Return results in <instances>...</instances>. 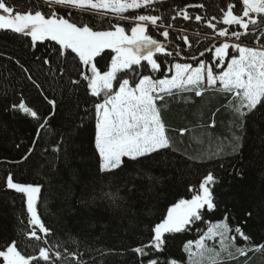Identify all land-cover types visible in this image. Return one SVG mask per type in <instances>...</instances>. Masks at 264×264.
<instances>
[{
	"label": "snow or ice",
	"instance_id": "1",
	"mask_svg": "<svg viewBox=\"0 0 264 264\" xmlns=\"http://www.w3.org/2000/svg\"><path fill=\"white\" fill-rule=\"evenodd\" d=\"M26 2L28 7L22 8L10 0H0V30L30 38L28 45L33 50L38 45L47 48L49 43L53 44L49 55L35 59L54 82L59 77L63 84L67 76V84L61 91L69 98L75 97L77 109L81 108L83 89L88 99L82 101L83 112L77 113L79 126H86L90 115L94 118L97 173L105 178L118 175L133 162L147 165L141 171L152 181L156 179L150 174L153 165L170 166L173 142L159 107L166 98L185 93L202 98L209 89L231 96L228 103L240 133L232 141L234 155H239L245 146L243 133L247 127L257 117L264 121V0H226L220 14L211 16L205 14L206 5L200 0L175 6L168 0ZM61 9L64 14L60 13ZM191 10H196L195 14ZM75 12L89 14L92 19L77 18ZM97 17L108 25L107 29L96 27ZM192 23L211 30L203 34L208 41L204 47H199L202 34L198 30L192 36L188 34ZM106 51L111 54L110 60L102 69L99 65L101 60L108 59L104 55ZM186 60L195 61V66L181 62ZM20 67L26 78L40 89L52 111L42 118L23 98L10 105V110L39 123L33 147L21 160L8 163H22L29 158L57 108V100L48 97L31 70ZM209 127H215L214 120ZM179 131L183 136L188 129ZM61 150L59 144L54 146L55 152ZM217 182L216 176L208 172L198 187L189 188L193 192L191 199H180L159 222L147 224V241L129 249L135 254L137 264H181L165 255L168 237L191 231L193 225L204 220L205 212L219 207L214 194ZM3 187L19 194L24 202L27 221L26 230L22 231L38 247L34 249L37 254H29L17 240H6L0 244V264H96L94 257L91 262L84 258L85 253L79 250L80 241L73 237L56 239L55 231L46 226L38 214L42 185L20 182L9 171ZM134 188L132 185L129 191ZM95 198L116 207L124 199L119 189L113 191L111 187L102 188ZM246 215L251 217L252 213ZM140 223L135 225L137 229ZM208 223L198 239L183 245L188 264H227L228 260L247 258L250 252L264 251V243H255L242 226H233L227 214L221 221ZM208 241L214 244L209 245ZM96 251L108 255L115 250Z\"/></svg>",
	"mask_w": 264,
	"mask_h": 264
},
{
	"label": "trees",
	"instance_id": "2",
	"mask_svg": "<svg viewBox=\"0 0 264 264\" xmlns=\"http://www.w3.org/2000/svg\"><path fill=\"white\" fill-rule=\"evenodd\" d=\"M190 2L192 0H168L173 6ZM200 2L206 5L205 14L211 16L220 14V7L226 0ZM10 3L28 7L26 0H10ZM191 11L193 14L196 12ZM60 13L64 14V10L61 9ZM74 15L92 19L89 14L75 12ZM95 24L97 28H108L98 17ZM197 30L202 34L199 47H204L208 41L203 34L211 33V30L192 23L188 34L192 36ZM29 39L0 30V244L6 240H17L29 254H37L34 249L38 243L28 240L22 231L26 230L27 221L24 202L19 194L3 187L4 177L9 171L20 182L43 186L38 214L46 226L55 231L56 239L73 237L80 241L79 250L85 253L84 258L91 262L94 257L96 264H137L135 254L129 249L147 241V224L159 222L167 214V209L180 199H191L193 192L189 188L198 187L208 172H212L218 181L214 194L219 207L213 212H205L204 220L193 225L191 231L169 236L165 255L176 258L181 264H188L184 243L198 239L201 232L207 230L208 222L221 221L226 214L230 223L242 226L255 243H264V121L257 117L247 127L243 133L245 146L239 155H234L232 141L240 133L228 103L231 96L209 89L202 98L187 93L166 98L159 107L173 142L170 166L153 165L150 174L156 179L152 181L141 171L148 166L133 162H129V166L118 175L105 178L97 173L94 118L90 115L86 126H79L77 113L83 112L85 106L82 101L88 98L84 97L81 89V108L77 109L75 97L69 98L61 91L67 84V76L63 84L59 77L54 82L44 74L40 61L35 59L36 56L44 58L49 55L53 44L49 43L47 48L38 45L33 50L28 45ZM104 55L108 59L101 60L99 66L102 69L111 54ZM52 56L55 57L54 52ZM181 62L195 66V61ZM56 63L54 58L53 67ZM20 65L31 70L49 98L57 100V108L55 116L49 119V126L41 131V138L36 141L29 158L22 163H8L21 160L33 147L39 123L19 111L10 110V105L23 98L42 118L52 111L40 89L26 78ZM87 107L91 109L90 104ZM213 120L215 127H209ZM182 128L188 129L183 136L179 131ZM57 144L62 149L59 153L54 151ZM132 185L135 188L129 191ZM109 187L113 191L119 189L124 197L119 201V207L95 198L102 188L107 190ZM248 212L252 213L251 217L246 215ZM21 220L25 223L21 224ZM138 222H141L139 229L135 227ZM206 243L214 244L212 241ZM69 247L73 248L72 245ZM96 249L115 251L101 255ZM227 264H264V251L250 252L247 258L238 257L228 260Z\"/></svg>",
	"mask_w": 264,
	"mask_h": 264
},
{
	"label": "rangeland",
	"instance_id": "3",
	"mask_svg": "<svg viewBox=\"0 0 264 264\" xmlns=\"http://www.w3.org/2000/svg\"><path fill=\"white\" fill-rule=\"evenodd\" d=\"M122 23H124V22H122ZM219 40V38H217V41ZM107 52V51H106ZM211 55V54H210Z\"/></svg>",
	"mask_w": 264,
	"mask_h": 264
}]
</instances>
